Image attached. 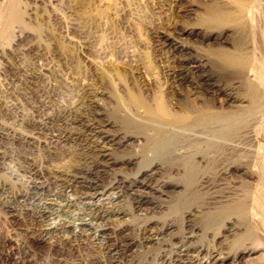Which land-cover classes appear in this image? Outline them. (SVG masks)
I'll use <instances>...</instances> for the list:
<instances>
[{
  "label": "rangeland",
  "instance_id": "374dc122",
  "mask_svg": "<svg viewBox=\"0 0 264 264\" xmlns=\"http://www.w3.org/2000/svg\"><path fill=\"white\" fill-rule=\"evenodd\" d=\"M250 1L0 0V123L26 132L25 122L31 120L35 106L47 101L50 114H66L86 88L96 93L99 117L110 133L124 137L129 132L121 123L123 118L140 123L146 117L142 108L130 105V98L149 104L153 97L161 99L173 115V122L183 120L180 125L193 128L188 131L190 135L220 139L228 146H195L202 150L195 155L201 170L192 186L197 198L192 204H182L178 211L176 200L185 199L191 189L173 186V182L181 181L180 167L173 166V153L164 165L157 158L152 160L155 177L168 181L167 188L156 195L153 204L139 210L129 208L125 198L120 197L126 211L122 220L131 226L148 218L173 223L163 237L177 233L186 223L200 226L203 215L212 210L208 205L223 200L231 189L242 194L240 188L246 177L241 173L244 169L235 166L259 164L264 170V77L257 74L264 67V14L259 6V18L255 17L252 24L259 33L254 34L245 21ZM179 74L186 77L185 82L177 81ZM207 81L213 84L214 92H195V84ZM14 102L17 108L12 114L17 121L1 116L4 107ZM195 112L202 113L207 126L191 125ZM224 114L235 115L236 128L221 138L211 115ZM144 133H134L138 140L131 139L128 146L138 155L144 140L152 141ZM11 140L0 138V189L8 186L12 194L22 193L35 177L29 168L47 174L49 168H65L77 160L71 154V142H51L47 148L41 142L24 150L29 155L27 160L20 144ZM128 151L122 147L110 151L116 161L113 171L122 175L144 171L145 160L141 155L132 159ZM146 153L152 158L150 150ZM249 181L252 187L259 182L264 198V178ZM67 195L73 196L71 191ZM114 196L108 192L93 200L109 204ZM15 212L5 211L0 203V264L83 263L84 250L73 249L62 240L42 241L36 237L39 230L31 218L22 210ZM231 221L235 223L234 218ZM27 228L26 234L32 238L21 249L20 233ZM195 232L192 241L202 240L209 247L214 264L264 261V235L260 230L249 239L254 244L242 246V250L231 248L234 236L222 227L219 233ZM142 250L147 251L133 248L121 264H135L134 259L143 258Z\"/></svg>",
  "mask_w": 264,
  "mask_h": 264
},
{
  "label": "bare ground",
  "instance_id": "6f19581e",
  "mask_svg": "<svg viewBox=\"0 0 264 264\" xmlns=\"http://www.w3.org/2000/svg\"><path fill=\"white\" fill-rule=\"evenodd\" d=\"M260 1L264 2V0H251L245 11L246 24H250L254 34L259 33L255 31V26H252L260 9L259 6L264 14V3ZM262 38L264 39V34ZM224 60L229 62L225 57ZM257 74L263 78L264 67L259 68ZM185 78L183 74H179L176 79L183 83L186 81ZM194 89L197 93L215 91L213 84L208 81L195 84ZM82 91L66 114H50L48 109L46 110L50 107L47 101L35 106L31 120L25 122L26 132L16 131L0 123V138L12 139L20 144L24 152L23 157L27 160L29 155L25 154V151L39 146L41 142L46 148L51 142L73 143L71 154L73 153L77 160L74 159V163L70 166L61 169L60 167L49 168L47 174L38 172L39 169L34 171L33 168H29L30 171L33 170L32 175L35 177L32 176L33 179L24 187L22 193L12 194L8 186L0 189V203L4 210L10 213L22 210L31 218V223L38 227L39 235L36 237L40 236L42 241L62 240L73 249L84 250L86 258L82 264H121L122 259L130 256L135 247L147 249L145 252L142 250L143 258L134 259L135 264H214L209 247L204 245L202 240L192 241V237L196 236L195 230L198 229L201 234H206L210 230L219 233L221 227L226 229L234 236L230 243L234 250H242V246L254 244L255 241L249 239L254 238L256 230L261 231V236L264 235V198L260 196L262 188L258 187L259 182L253 187L249 186L250 179L264 178V170L260 169L259 164L235 166L236 169H244L241 173L246 177V181L243 182L242 188L239 187L242 194L231 189L226 192L223 200L208 205V209L212 210L203 215L200 226L186 223L177 233L163 237L162 233L167 228H171L173 223H161L152 218L146 221L144 219L142 224L132 226L123 223L122 219L126 216V211L121 205L120 197L125 198L129 208L139 210L143 205L153 204L158 198L156 195L163 193L167 188L168 181L155 177L152 171L155 165L152 164V160L157 158L163 164L166 158L173 156V166L180 167L181 181L173 182V186H183L191 190L188 191L190 195L185 199L176 200V211H178L182 204L187 202L192 204L190 202H194L197 198L192 186L201 170L195 161V155L201 154L202 150L195 146L202 144L210 146V149H220L226 143L220 139L190 135L188 131L193 128L180 125L184 123L183 120L173 122V115L170 116L164 102L157 97L152 98L151 104L135 97L130 98V105L143 109L146 115L145 120L136 123L130 118H123L121 123L129 134L124 137L116 136L110 133L107 123L99 117L101 113L97 109L96 93L86 88ZM226 94L230 98H236L231 93ZM15 104L14 102L5 106L1 116L17 121L18 117L12 114V110L17 108ZM234 116L232 114L211 115L221 138L234 133L236 128ZM191 125L205 127L208 124L204 121L202 113L195 112ZM139 131L145 132L144 134L152 139L150 142L144 140L139 151V155L145 160L143 167L147 165L146 169L132 175L114 172L112 167L116 161L110 157V151L113 149L122 147L129 150L128 154L132 159L140 158L137 153H134L132 147H128L131 139L138 140L133 134ZM227 146L228 144L225 147ZM148 150L153 154L152 158H147ZM171 153H173L172 156H170ZM260 161H263V158ZM230 168L225 171L229 173ZM223 188L225 189L224 186ZM68 191L72 192V197L67 195ZM108 192L115 195L109 204L93 200L96 196ZM232 218L235 223L231 221ZM225 219L227 221H224ZM127 221L131 222L129 218ZM223 223L225 224L222 225ZM21 231H23L20 233L22 237L18 242L19 248L23 249L28 243V238L32 236L29 237L26 234L29 233L28 228ZM153 245H156V249L150 253ZM248 250L250 251L251 248Z\"/></svg>",
  "mask_w": 264,
  "mask_h": 264
}]
</instances>
